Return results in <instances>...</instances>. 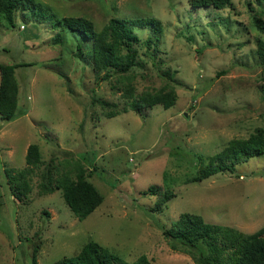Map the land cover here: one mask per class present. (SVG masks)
Listing matches in <instances>:
<instances>
[{
	"label": "rangeland",
	"instance_id": "obj_1",
	"mask_svg": "<svg viewBox=\"0 0 264 264\" xmlns=\"http://www.w3.org/2000/svg\"><path fill=\"white\" fill-rule=\"evenodd\" d=\"M36 1L52 21L54 15L85 16L101 30L112 17H154L162 30L153 57L145 44L155 38L153 29L134 27L142 64L102 80L105 71L75 55L80 37L74 32L36 22L30 11L16 12L15 27H2L0 64L24 65L15 70L18 114L0 116V264H33L35 247L38 264H53L90 240L129 263L146 255L151 264H197L190 247L163 233L182 213L246 234L264 227V155L191 181L230 140L264 127L257 43L264 30L254 22L264 20V0H232L221 9H194L189 0ZM170 85L178 95L171 107L156 104L144 115L131 108L135 97ZM32 143L42 164L30 193L19 199L7 170L26 167ZM48 164L55 176H75L84 166L104 197L101 205L79 219L62 189L43 193ZM152 185L157 194H143ZM167 190L175 196L159 206Z\"/></svg>",
	"mask_w": 264,
	"mask_h": 264
},
{
	"label": "trees",
	"instance_id": "obj_2",
	"mask_svg": "<svg viewBox=\"0 0 264 264\" xmlns=\"http://www.w3.org/2000/svg\"><path fill=\"white\" fill-rule=\"evenodd\" d=\"M194 9L224 8L232 4V0H189ZM30 11L36 22L51 23L54 28H66L80 38L76 45V56L88 60L95 71H105L102 80L109 79L113 73H124L133 67L141 65L137 44L139 36L134 27H151L155 38L149 37L145 41L148 53L152 45L156 44L158 33L162 30V23L154 17L125 19L112 17L108 23L97 30L92 19L85 16H63L54 20L44 14L43 5L36 0H0V31L6 24L16 26V12ZM256 26L264 30V20L255 17ZM60 41L61 38H58ZM258 55L264 64V40L258 39ZM22 63L0 64V116L6 120H13L18 114V89L15 70ZM163 75L170 78L169 71ZM264 90V86L262 88ZM129 90L132 91L130 87ZM177 93L173 86H165L153 93H145L131 101V108L141 115L144 109L156 104L169 108L175 104ZM94 103L104 107L114 104L94 97ZM114 112L112 111V114ZM264 155V127H259L248 138H234L214 156L209 163L202 166L198 174L191 181H202L216 173L226 170L235 171L236 165L248 161L251 157ZM26 167L20 170H7L13 190V196L21 199L27 197L31 191V181L35 168L42 164V153L36 143L29 145L26 153ZM72 173L55 176L51 164L46 165L41 175L40 188L43 193H51L62 189L63 197L73 213L84 219L103 202V195L98 188L89 181V175L84 166L77 167ZM156 185L150 186L143 194H157ZM159 189V188H158ZM175 196L172 190L165 191L158 200V205L167 202ZM1 209V202H0ZM167 238L176 239L181 244L194 251L197 264H264V227L252 234L240 232L232 227H221L207 222L202 215L185 212L170 227H162ZM37 247L33 251V264H38ZM53 264H151L146 255H141L133 263L124 261L118 254L103 247L99 242L90 240L84 245L80 253L71 257H64Z\"/></svg>",
	"mask_w": 264,
	"mask_h": 264
}]
</instances>
